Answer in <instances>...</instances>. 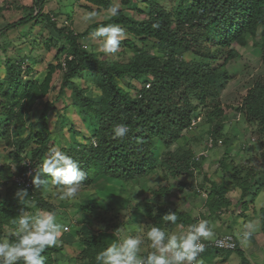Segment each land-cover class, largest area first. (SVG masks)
I'll return each instance as SVG.
<instances>
[{"label":"trees","instance_id":"1","mask_svg":"<svg viewBox=\"0 0 264 264\" xmlns=\"http://www.w3.org/2000/svg\"><path fill=\"white\" fill-rule=\"evenodd\" d=\"M84 1L104 10L113 7L110 0ZM121 2L128 5L130 0ZM147 5L146 19L134 20L119 10L107 23L123 29L126 34L124 45L134 51V57L126 64L101 61L96 53L87 51L80 43L79 40L90 37V29L97 26L95 23L82 34L55 28V33L66 43V46L56 48L58 50L55 58L63 55L64 60L60 64L49 65L40 83L24 82L21 77L22 68L10 62L6 63L3 97L9 102L16 99L21 104L18 112H13L14 108L9 112L7 128L9 122L13 120L23 124V112L30 113L36 103L48 95L53 75L57 70L61 73L60 91L71 87L70 99L73 107L80 109L82 115L97 125L94 140L87 146L80 148L74 144L61 150L78 161L81 170L84 171L86 179L82 188L91 186L95 179L120 182L127 188L132 187V180L142 179L156 161L152 153V140L158 139L166 147L175 143L181 133L190 128L191 118L197 106L212 104L219 97L223 83L228 78L226 68L239 57L236 47H245L250 42L253 47H260V60L264 67V0H183L174 20L171 14L155 1ZM34 10H31L28 17L7 29L27 24L34 18ZM258 36L260 43L255 41ZM54 39L53 37L50 40L56 47L58 41L55 42ZM133 39L141 43V49L133 44ZM155 52L158 56L154 55ZM194 58H197V61ZM82 71L97 75L94 85L99 91L98 96L85 97L79 86L73 82ZM126 76L149 78L151 83L146 89L143 85L138 89L137 96L131 97L118 85V81L125 79ZM213 107L216 120H211L209 137L216 144L223 130V120L218 104ZM51 108V104H46L41 120L45 119V114ZM236 110L246 123L257 125L258 133L264 142L263 79L255 81L247 90ZM210 117L211 115H208V120ZM120 123L128 126L129 133L124 138H115L113 129ZM7 136L5 145L11 149L9 155L11 164L17 169L16 174L24 176L29 168L38 171L52 146L51 140L45 137L39 140L37 147L27 151L29 137L11 139L9 134ZM165 155H167L165 162L174 168L172 175L174 178L181 174L192 177L193 169L202 165L195 161V158L193 160V153L188 150ZM24 159L28 161V167L20 166ZM226 167L227 165L222 162V168ZM2 171L5 173H1ZM34 175L35 172L31 179ZM12 176L10 167L0 168V188L6 191L4 201L0 203V220L10 219V223L7 224L11 229L17 226L14 221L21 210L33 213L56 210L49 201L36 195L33 189L21 188L27 191V198L21 201L17 196L21 189L9 181ZM252 179L247 176L244 180H236L235 187L240 191L241 200L249 195ZM260 188L258 187L252 196L256 197ZM226 190L225 186L212 185L206 203L210 215L218 217L228 208ZM168 193L166 190L165 194ZM168 212L170 211L158 207L153 211L146 204L143 215L152 226L165 228L169 221L163 220L162 217ZM171 212H176L178 217L176 225H183V228L197 221L186 212L176 210ZM260 213L261 228L264 231V206ZM3 222H0V226ZM80 223V229L74 236L76 242L82 246L77 259L82 264H97L95 256L113 241L119 240L116 230L120 226L107 225L105 230L91 234L86 223ZM74 237L65 233L62 237L65 244L61 245H72ZM61 245L47 248L42 253L45 264H53V256H59L62 252ZM18 264H23V261H19ZM241 264H247L242 255Z\"/></svg>","mask_w":264,"mask_h":264},{"label":"rangeland","instance_id":"2","mask_svg":"<svg viewBox=\"0 0 264 264\" xmlns=\"http://www.w3.org/2000/svg\"><path fill=\"white\" fill-rule=\"evenodd\" d=\"M121 1L110 0L113 7H117L124 15L138 21L148 17L147 4L150 5L152 1L169 12L174 20L183 2V0H130L128 5H124ZM32 9H35L34 18L27 24L7 29L10 25L28 17ZM89 13L96 15L89 20L87 18ZM111 19L112 15L108 10L88 4L84 0H0V168L7 166V168L10 167L11 174L17 172L15 166L11 164L9 155L11 149L5 145L8 134L11 139L29 137L30 144L27 151L37 147L39 140L45 137L51 140L53 147L60 150L74 144L83 148L94 140L93 135L97 125L92 124L88 117L82 115L80 109L73 107L70 99L71 87L60 91V70L53 75L48 95L38 101L30 113L23 112V124L13 120L9 122L7 128L6 120L9 112L13 108V112H18L21 104L16 99L11 102L6 101L2 88L7 73V62L22 68L21 77L24 82L37 83L43 80L49 65L62 63L63 55L55 58L58 50L56 48L66 46V43L55 33V28L82 34L95 23L97 26L90 29V37L79 40L84 48L91 53H96L101 61L128 63L134 57V51L124 45L125 33L120 47L114 53L105 52L102 48V38L93 37L96 29L108 25ZM53 37L55 42L58 41L56 47L50 40ZM133 40V44L141 49V43L137 39ZM255 41L260 43L259 36ZM236 48L239 57L227 66L228 78L223 83L219 97L212 104L197 106L193 115L196 117L194 125L191 124L189 129L184 130L175 143L166 147L158 139L152 140L155 164L142 179L132 180V187L127 188L120 182L107 179H95L91 186L81 188L75 198L64 200L60 199L62 193L58 186L49 184L33 188L36 195L56 207L54 212L58 222L68 227V232L63 231L58 246L65 244L62 240L65 233L73 237L77 235L80 222L86 223L91 234L105 230L107 225H119L117 232L119 240L128 235H136L138 230H142L140 234L144 235L145 243L141 246L140 255L146 256L153 249L149 247L150 241L146 238V233L152 224L144 218V205H149L153 211L157 207L169 211H193L196 216L191 217L200 219L206 211L205 208L207 209L206 203L212 185L225 186L227 195H230L226 198L236 197L240 198L239 201H241L240 191L235 187L237 179L244 180L247 176L253 178L249 195L264 185V142L258 133L257 125L246 123L243 116L236 110L240 106L242 97L255 81L264 80V67L260 60L261 50L260 47H253L251 42L245 47ZM154 55L158 56L156 52ZM194 60L197 61V58ZM96 78L95 73L82 71L77 78L73 79V82L79 86L85 97H95L99 95L94 85ZM150 83L149 78L130 76L118 81V85L131 97H136L138 89ZM46 104H51L52 108L45 114V119L41 120ZM215 104H218L223 120V130L216 144L209 137L211 120H216L213 112ZM215 112L217 113L216 110ZM208 115H211L209 120ZM187 150L193 153V160L197 156L200 158L201 167L193 169L192 177L184 174L176 178L172 177L174 168L165 162L167 159L165 154ZM222 162L227 165L225 169L222 168ZM1 189L3 188H0V203L4 201L6 194L5 189ZM166 190L169 191L168 194H165ZM261 196H263L262 191L254 201L256 206L263 202L264 198ZM236 198H233V201ZM2 221L4 222L0 226V239L16 241L18 225L11 229L7 224L10 223V219ZM175 225L167 222L164 229L171 233ZM184 230H187V227ZM219 230L220 228L216 232ZM232 234L235 240H240L237 233ZM76 240L74 237V246L61 245L62 252L59 256H53V264H82L77 259L82 246ZM235 255L233 254L234 257ZM220 257L223 258L224 255ZM211 259L213 258L210 256L201 258L202 264H212ZM225 260L215 259L214 262L220 264Z\"/></svg>","mask_w":264,"mask_h":264},{"label":"clouds","instance_id":"3","mask_svg":"<svg viewBox=\"0 0 264 264\" xmlns=\"http://www.w3.org/2000/svg\"><path fill=\"white\" fill-rule=\"evenodd\" d=\"M118 11L117 7L108 9L112 16L117 15ZM95 15V13H89L87 18L91 20ZM153 27H158V25H153ZM123 35V29L115 24L100 26L93 33L94 38H102V48L109 53L118 50ZM148 87L149 84L144 85L145 89ZM194 118L196 117L191 118L192 125L196 121ZM128 133L129 128L123 123L117 124L113 129L115 138H124ZM28 164V161L24 159L20 166L28 167ZM29 169L32 170L28 177L32 186L30 188L17 186L14 181L15 177H26ZM29 169L24 176L13 173L9 181L19 189H33L35 186L49 184L58 186L62 193L61 200L75 198L86 179L78 161L57 147L50 148L38 171L35 168ZM34 172L35 175L31 179ZM17 196L23 201L27 198V191L21 189L17 192ZM162 219L176 224L178 217L176 212L170 211ZM14 222L18 225L16 229L18 239L14 242H10L7 238L0 239V264H18L21 260L23 264H45V257L42 253L47 248L58 246L63 231L66 232V227L58 222L53 211L33 213L21 210ZM249 229H251V224L245 225L244 240L250 238ZM141 231L138 230L136 235H128L122 240L113 241L95 256L97 264H202L198 257L207 250L202 241L214 236L209 222L204 219L188 225L187 230L181 233H168L166 229L154 225L146 233V238L150 241L149 247L153 251L142 256L140 252L141 246L145 243V237L140 234ZM238 250L239 245L236 251Z\"/></svg>","mask_w":264,"mask_h":264},{"label":"crops","instance_id":"4","mask_svg":"<svg viewBox=\"0 0 264 264\" xmlns=\"http://www.w3.org/2000/svg\"><path fill=\"white\" fill-rule=\"evenodd\" d=\"M264 184V183H263ZM263 192V196L261 198H264V185L261 186L259 193L255 196L248 195L244 198V200H240V198L232 197L231 199H227V202L229 203L228 208L220 214L218 217L212 216L209 214L207 209L205 208V213L201 215L200 219H196V223L201 220H207L209 222L210 228L214 232V236L209 238L208 240L204 241H211L215 238L224 236V235H232V233H237L239 235L240 240H236L239 245V250L236 251V253H219L218 251L214 250H207L204 253H202L198 259L201 260V258L206 257H212L211 259L213 262L212 264H215L214 260L219 259L223 260L226 259L224 263L220 264H241V256H244V260L247 262V264H261L263 263L264 259V231L262 230L261 226V208L264 206V199L261 204L256 206L254 204V201L258 198L260 195V192ZM237 193V192H235ZM234 195V194H232ZM230 197V195H227ZM233 198H236L235 201H233ZM232 201V202H231ZM245 202V203H243ZM246 205V206H245ZM204 206V205H203ZM186 213H191V216H196L193 211H185ZM204 212V211H202ZM195 218V217H194ZM251 224V229L249 231L251 232L250 238L247 240L243 239V232L245 230V225ZM220 228V232H216ZM185 228L181 227L180 225H175L172 228L171 233H181L186 230ZM70 246H74V243ZM69 246V247H70ZM211 252V253H210ZM233 254H236L235 257ZM220 255H224L223 258L220 257ZM221 258V259H220ZM218 263V262H216Z\"/></svg>","mask_w":264,"mask_h":264},{"label":"built area","instance_id":"5","mask_svg":"<svg viewBox=\"0 0 264 264\" xmlns=\"http://www.w3.org/2000/svg\"><path fill=\"white\" fill-rule=\"evenodd\" d=\"M196 161H199L200 158L197 156L195 158ZM32 170L29 169L26 177H15L14 181L17 186H23L30 188L32 186L31 181L28 179L29 175L31 174ZM66 227V231H68V227ZM205 244L206 249H212L217 251H224V252H234L238 249V243L232 235H224L210 242L202 241ZM202 254V253H201ZM264 264V263H263Z\"/></svg>","mask_w":264,"mask_h":264}]
</instances>
